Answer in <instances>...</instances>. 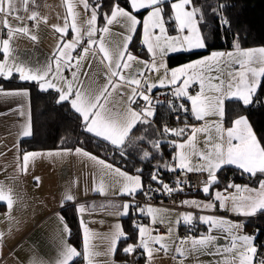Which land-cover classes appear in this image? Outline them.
Returning <instances> with one entry per match:
<instances>
[{"label": "crops", "instance_id": "0c3cea01", "mask_svg": "<svg viewBox=\"0 0 264 264\" xmlns=\"http://www.w3.org/2000/svg\"><path fill=\"white\" fill-rule=\"evenodd\" d=\"M176 2L177 0H166V2H164L169 5V17L174 15V10L171 5ZM128 3L129 7L127 8L118 5L133 15H136L137 19L141 22L147 16L148 12L152 10L151 8L142 9L144 11L139 13V11L142 10L137 11L133 9L130 0H128ZM164 3L161 7L163 8L162 17L166 22L165 27L167 35L176 36L178 34L175 31L176 24L174 20L165 16ZM69 5H71L73 12L76 14L75 20L77 26L83 33L87 28V21L90 19V11L85 10L83 0H34V3H29L28 5H25L23 0H13L12 6L18 11H13L10 14L0 12V41L11 37V51L10 58L7 61L8 64L10 66L13 64H23L35 72L52 62L53 54L57 50L56 46L62 41V34L57 32L53 26L63 27L65 17L69 16ZM92 6L94 7L95 5ZM192 6L196 7L195 4H193V0L189 8ZM5 7H7V5H5ZM33 12L37 14L35 21L29 19ZM110 13L111 11L109 15ZM5 19L8 21L9 28L13 30L12 32L4 27L3 22ZM69 22L71 23V18H69ZM104 26H106L105 20L102 23L97 21L96 27L101 28ZM21 27H26L29 31L25 33L14 31ZM107 27H109V32L103 34V40L105 46L111 53L124 50L123 45L127 35L132 34L133 39L135 35H138L139 44L136 46L137 49L134 50L128 47V51L136 59L129 62L131 67L123 69L122 73L128 78L141 80L139 91H144L145 94L150 96L151 104L149 106L153 111L155 104L158 103L156 97L158 93L169 91L174 96L173 87L167 84V80L170 79L171 69L181 67L197 59H204L210 56L214 51L225 53L236 51V46L229 49H212L195 59L170 66L168 64L169 55L202 51L206 49L207 44L203 49L177 51L174 53H167L163 56L157 52L155 54V59H153V53L149 52L147 45L142 42V23L137 25V31L134 34L129 31L130 22L123 17H117L116 20L113 21L111 25H107ZM199 27L202 36L206 38L207 42L208 36L202 32L201 24ZM33 35L36 36V40L31 39ZM74 38L75 33L70 30L67 35L63 37V42H72ZM95 39L99 41V33L96 34ZM0 47H2V45H0ZM85 47H88V37L82 35L81 43L78 44L75 50L69 51L74 56H80ZM177 47H179V45H177ZM260 47L262 46H240L242 49ZM102 59V53L99 52L98 46L91 47L89 52L84 54V59L80 62V68L77 69L80 73L77 83L81 86L82 90H91L98 93L99 88L107 82L105 73L109 72L108 61L104 60L103 63H101ZM3 61H5V55L0 51V62ZM154 62L158 70H148ZM161 63L168 69L167 77L165 76L164 68H159ZM212 63L214 67L211 70L207 67L198 70L204 80L203 94L209 97H223L227 92V84L233 80L235 73L239 70V65L230 61L227 56L221 58L219 64L215 62ZM112 64L114 67L115 57ZM260 66L258 62L251 65V67L255 68H259ZM139 73H145V75L141 77ZM229 73H232L233 76L230 77ZM63 75L71 79L70 72L64 71ZM13 76L19 79L18 73H14ZM210 77L212 79H210ZM0 78L7 79L9 77L5 73L4 75H0ZM113 79L115 80V78ZM160 79H165V86H158L153 89L151 93H148L143 87L146 83L159 84ZM249 79H251L250 74ZM221 81H224V86L219 92L209 87L210 85L219 84ZM34 83L40 89L38 82ZM117 83L120 82L117 81ZM132 87L138 86L123 83L120 88L115 90L110 89L111 95L107 97L105 103L106 108L113 114H119L127 106L132 107L136 111L144 108L145 102L142 98H138L135 104H128L127 97L131 94ZM233 90L235 89L233 88ZM17 91L27 92L28 95L19 96L8 94ZM188 91L189 95H196L200 92L201 88L199 82L193 83ZM181 99L185 101V107L189 113V121L187 123L178 124L177 129L187 127V131H185L181 137H178L176 143H185V148H174L172 160L168 168L176 167L178 161L174 163L173 157L180 151H183L189 157L187 162L193 168L200 165L206 166L204 160L193 154L194 151L212 150L214 155L213 146L221 142L220 133L216 129V124L219 123L221 125L223 136L226 138V129L232 127L233 121L240 116L234 118L230 125L224 122V117L220 118L215 114L207 115L203 119H197L191 111V102L186 98ZM231 99L235 98L225 99L224 107L225 103ZM241 116L246 117L244 114ZM142 118L147 121L152 119V117ZM31 121L29 88L24 86L12 88L0 87V190H3L5 193L10 192L13 200L11 208H8L6 202H0V205H2L0 209V264H57L58 260L61 258L64 247L66 245L73 246L69 240V232L64 228L66 221L60 213V210L69 204H73L77 208V217L79 218L82 234V264H88V261L83 256L85 237L84 223H86L90 229L88 233V243L92 253V264H226L227 261L232 259L231 252L221 251L219 254H216L214 248L210 251L209 248L199 245L194 247L192 245L193 239H199L201 236L205 235H213L218 237V240L214 241V244L218 243L224 249L229 247V241L225 239L227 233L219 229H213L209 232L210 225H206L198 219V217L202 215H212L238 223L243 222V227L238 231L242 234L252 235L249 224L247 225L244 221L248 216H243L231 211V207L234 203L232 197L235 196L239 199L240 197L254 194L249 193L246 189L259 190L260 182L264 181V179L256 186L235 182L227 183L223 188L215 183L210 187L209 193L207 194L201 189V191L188 194L180 193L175 197L173 202H169L168 204H147V206L156 209L155 213L151 216L147 213L138 215L135 209H130L129 213L134 216L136 215L134 222L146 226L150 235H159L163 237L161 244H164L166 248H161L158 244H149V247L152 249L151 256L147 254L146 250L140 249L138 254L140 259L138 257V260L136 258L115 260L114 255L108 251L110 241L114 235L117 224L120 225L121 230L124 232L122 219L128 216L121 215L123 209L120 205L125 202L132 203L128 198H140L144 195H135L132 197L121 195L120 192L126 181L113 171V169L119 167L81 147L21 150L20 140L21 138H26L23 136V132L28 130L30 135L27 137L32 135ZM248 122L252 127L251 122L249 120ZM201 128L205 129V131H196L195 139L191 143H188L189 138L193 136V130ZM254 133L257 137L256 132ZM76 149H80L81 151L77 152ZM26 152L37 153V155L30 158L27 169L22 171V157ZM100 161L104 163L102 164ZM108 164L112 165V169L106 167ZM225 166L240 169L236 165H223L221 169ZM119 169L130 176L137 175L122 170L121 168ZM221 169L216 170V175ZM240 170L244 172L242 169ZM179 171L188 172L186 169L181 170L178 168L173 172ZM203 172L207 175L206 178L208 179L207 171L205 170ZM244 173L249 174L246 172ZM36 178H39L38 183L36 182ZM218 180L219 178L217 177V182ZM229 185H240L241 187L240 190L237 191L236 188L229 187ZM204 186L205 184L203 183L202 188ZM101 188L103 192L95 191V189ZM216 192H221L229 197L226 201L225 209L219 207V201L215 199ZM69 195L72 196L73 199L71 201H66V197ZM43 197L47 200L50 199L51 202H42ZM124 197L128 198L125 199ZM185 200L196 201L199 208L192 203L186 205L182 204L181 202ZM42 203H44V206ZM205 204H212L214 207L205 209ZM80 205L85 206L83 215L78 211ZM185 213H191L193 215L194 219L192 223L194 225V231L190 236L180 239V226L181 224H185L180 218L181 215ZM258 213L259 212L256 214ZM82 221L84 223H82ZM156 225H163L164 231L154 229ZM137 243L139 244V237ZM177 247L183 249V255L176 251Z\"/></svg>", "mask_w": 264, "mask_h": 264}, {"label": "snow or ice", "instance_id": "6c2138e0", "mask_svg": "<svg viewBox=\"0 0 264 264\" xmlns=\"http://www.w3.org/2000/svg\"><path fill=\"white\" fill-rule=\"evenodd\" d=\"M166 0H130L131 7L137 11L142 9L151 8L147 16L141 22L137 19L136 15L126 11L118 4L115 5L110 15L100 11L102 8L101 0H96L95 6L90 5L89 0H83V6L86 11H90V19L87 21V28L82 33L81 29L77 26L75 17L76 14L73 12L71 5L68 6L69 16L65 17L63 27L53 26L55 30L62 34V41L56 46V52L53 54V61L47 64L45 67L33 72L25 65H9L8 59L10 58V38L3 39L0 41V51L5 55V61L0 62V75L7 74L8 77H12L14 73L19 74L21 81H33L38 82L39 87L42 91L50 89H56L58 92L57 103H69L70 107L81 115L84 122L85 130L89 133H93L96 137L102 138L103 140L110 142L111 145L118 148H126V139L129 138L130 133L134 127L140 123H148L147 120L142 117H154L155 113L149 106L151 104L150 96L145 94L144 91H139L141 86V80L136 78H128L123 73V69L130 68L129 62L136 59L129 51V43L133 40V35L129 34L125 37V43L123 45L124 50L116 51L111 53L105 46L103 40V34L109 32V27L117 17L126 18L130 22V33L137 31V25L143 24V43L147 45L148 51L153 53V59L155 54L159 52L161 56L167 53H174L177 51H192L196 49H203L206 47V38L202 36L199 25L203 22V15L201 10L192 6V0H177L176 3L171 5L174 10V15L169 19L174 20L176 24L175 31L178 33L176 36L167 35L165 27V20L162 17L163 8L161 5ZM25 5L34 3V0H23ZM7 5V7H5ZM13 0H0V12L10 14L13 11H18L13 6ZM223 7V6H221ZM199 14V15H198ZM37 14L33 12L30 20L35 21ZM71 18V23L69 22ZM99 18H103L106 22V26L98 28L96 27ZM4 27L8 28L10 32L13 30L9 28L7 19L3 22ZM222 26L228 27L229 22L227 19L222 21ZM75 33V38L72 42H63V37L67 35L69 31ZM14 31L21 33L28 32L29 29L26 27L17 28ZM100 34L99 41L95 39L96 34ZM187 33V34H184ZM82 35L88 37V47L83 48L80 56H74L69 50H75L78 44L81 43ZM31 39L36 40V36L33 35ZM234 39H238L237 36ZM179 45V47H177ZM93 46H98V50L102 53L103 59L108 61L109 72L105 73L107 82L99 88L98 93L95 91H84L81 86L77 83L79 80L80 73L77 69L80 68V62L84 59V54L89 52V49ZM227 56L230 61L239 65V70L235 73L233 80L227 84V92L223 97H209L203 94L204 80L203 76L198 71L204 67L211 70L214 67L212 62L219 64L221 58ZM115 57V65L113 67L112 61ZM258 62L261 66L259 68L251 67L253 63ZM159 68H164L165 76L167 77L168 69L163 63L159 65ZM151 71H157V65L155 62L148 69ZM64 71L71 73V79L63 75ZM249 74L251 79H249ZM87 75V74H85ZM141 77L145 73H139ZM229 76H233L229 73ZM264 77V47L254 49H242L239 44L236 45V51H229L227 53L221 51H214L210 56L204 59H197L194 62H190L181 67L171 69L170 79L167 80V84L171 85L174 89V98H186L191 102V111L197 119H203L207 115H218L220 118L225 116L224 102L225 99L235 98L242 101L243 105L248 106L254 102V97L259 88L264 85V81L261 80ZM115 78V80L113 79ZM210 79H212L210 77ZM119 81L120 83H117ZM199 82L201 91L196 95H189V87ZM123 83H128L133 86L131 88V94L127 97L128 104H135L138 98H142L145 102V107L139 111L134 110L132 107H125L119 114H113L105 106L107 97L111 95L110 89L115 90L122 87ZM158 86H165V79H160L159 84L151 83L144 84L143 87L148 93H151L153 89ZM224 86V81L219 84L210 85V88L220 91ZM233 88L235 90H233ZM9 95H28L27 92L17 91L8 93ZM179 110L187 111L183 104L179 105ZM216 129L220 133L221 142L216 143L214 147V155L212 150L208 151H194V155L206 162L205 165H200L193 168L187 161L189 157L180 151L173 157V162L178 161V164L174 168H165L167 171H176L177 168L181 170H187L188 172H202L207 171L208 179L204 182L205 186L202 191L207 194L209 193L210 187L217 183L216 170L221 169L223 165H236L244 172L256 175L257 173L264 174V146L257 139L255 133L252 130L248 120L244 116H240L233 121L232 127L226 129V138L223 136V129L219 123L216 124ZM187 127L180 129H168L164 127L163 132L177 137L182 136ZM196 131H205V129H194L193 136L189 138L188 143H191L195 139ZM30 135L28 130L23 132V136L27 137ZM143 139V137H141ZM235 141V143H234ZM163 144L162 140L153 141L151 147L153 149H159ZM174 148L184 149L185 143L177 144L175 141L171 142ZM80 152V149H76ZM142 158H149L150 153L146 150H142ZM121 152V155H124ZM37 155V153L26 152L23 154V164L21 166L22 171L26 170L30 158ZM100 163H104L100 161ZM107 168L112 169V165H106ZM115 173L123 177L126 183L124 184L120 194L128 195L130 197L135 196L140 192H144L147 196L148 193L144 191V187L141 182V175L137 174L130 176L125 172H122L119 168L113 169ZM142 170L137 169L138 173ZM159 172H153L151 179L157 183L162 184V190L165 193H171L173 191H182L180 187L171 188L168 184L163 183L158 179ZM36 182H39V178H36ZM182 181H177L179 185ZM234 187L237 191L240 190V185H229ZM250 194L237 199L233 196L234 201L231 211L243 216H253L257 212L264 211V181L260 182L259 190L257 189H246ZM97 192H103V189H95ZM156 191H161L157 189ZM228 196L221 192H216L215 199L219 201V207L221 209L226 208V201ZM72 196H67L66 201H71ZM0 202H6L8 208L12 207L13 200L11 193H5L0 190ZM182 204L192 203L199 208L196 201H182ZM123 212L121 215H129L130 209H135L136 214L152 215L156 209L151 206H141L134 201L132 203L125 202L122 205ZM214 207L212 204H205L204 208ZM78 211L83 215L85 206L80 205ZM183 223L191 224L193 222V215L191 213H185L181 215ZM198 219L206 225H210L209 232L213 229H219L227 236L225 239L229 241V247L224 249L218 243L214 244V241L218 240V237L213 235L201 236L199 239H193L192 245H197L209 248L211 251L214 248L215 253L219 254L221 251H228L232 253V259L227 261L226 264H264V257L258 256V247L255 245V235L242 234L238 230L243 227V222H233L223 218H218L212 215H202ZM82 223H84L82 221ZM179 223V221H178ZM134 227L138 229L139 244H129L123 248L125 255L132 254L138 249L147 251L149 256L152 255V249L149 244L160 245L161 248H166L164 244H161L163 237L157 235L152 236L146 226L140 225L134 222ZM66 231L69 232L67 224L64 225ZM90 229L87 224L84 223V252L83 256L88 261V264H92L91 256L92 253L88 243V233ZM121 239H128L125 233L121 230L120 225H116V230L110 241V247L108 251L115 255L119 251L117 247L118 241ZM183 243V242H181ZM176 251L183 255V249L177 247ZM81 252L77 251L74 246L66 245L61 253V258L57 264H69L74 258L80 257Z\"/></svg>", "mask_w": 264, "mask_h": 264}, {"label": "trees", "instance_id": "16d2710c", "mask_svg": "<svg viewBox=\"0 0 264 264\" xmlns=\"http://www.w3.org/2000/svg\"><path fill=\"white\" fill-rule=\"evenodd\" d=\"M95 2L96 0H89L90 5H95ZM101 3L102 8L100 11L106 14H109L116 4L124 8L129 7L128 0H101ZM193 4L201 10L203 15L201 28L202 32L208 36L207 47L202 51L169 55L168 64L170 66L195 59L212 49H229L237 44L241 47L264 46V0H193ZM143 11H139V13ZM164 13L165 16L169 17V5L167 3H164ZM224 19L228 20V27L222 26ZM98 21L102 23L104 19L99 18ZM237 34L238 39H234ZM137 44H139V37L135 35L129 47L136 50ZM261 80L264 81V77ZM19 86L29 88L32 119V135L21 138V150L81 147L110 163L112 162L122 170L132 174H140L144 189L147 184L162 187L161 183L151 179L153 172H159L158 179L163 183L168 181V178L174 173L165 170L172 160L174 147L171 141L162 140L158 136L157 130L163 131L169 123H187L189 114L185 118L174 119L173 113L168 109L166 103L158 102L154 106L155 115L152 117L151 122L137 124L126 141L127 147L118 148L111 145L110 142L87 132L82 117L70 107L69 103H57L58 93L56 90L42 91L34 82L21 81L16 76L7 79L0 78V87L12 88ZM224 108V122L227 125H230L234 118L243 114L246 115L259 141L264 146V85L255 94L252 104L245 106L241 101L231 99L225 103ZM157 140H162L163 144L159 149H153L150 145ZM142 150L148 151L150 157L142 158ZM121 152L125 154L121 155ZM137 169L142 170L141 173H138ZM217 177L219 178L217 184L223 188L227 183L235 182L256 186L264 179V174L249 175L236 167L225 166L218 171ZM136 195H144V192ZM1 208L2 205H0ZM60 213L70 230V242L77 251L82 253V234L76 206L73 204L64 206ZM135 218L136 215L129 214L122 219L124 233L128 239L118 241L119 251L114 255L115 260L135 259L130 254L125 255L123 253V248L127 245L137 244V228L134 227ZM248 224L251 228V224ZM260 241L261 235L255 239L258 248ZM138 257L140 259L138 255L137 260ZM82 263L81 255L74 258L69 264Z\"/></svg>", "mask_w": 264, "mask_h": 264}, {"label": "built area", "instance_id": "2783aa9c", "mask_svg": "<svg viewBox=\"0 0 264 264\" xmlns=\"http://www.w3.org/2000/svg\"><path fill=\"white\" fill-rule=\"evenodd\" d=\"M194 91L193 89H191ZM158 102L166 103L168 109L171 110V113H173L174 119L176 118H185L189 114L187 111H181L179 110V105L183 104L185 107V101L181 98H174V96L169 91H164L157 94ZM151 122V120H149ZM157 126V125H156ZM168 129H177L178 124L175 123H169L166 126ZM158 136L162 140H169V141H175L177 142L178 137L175 135H170L168 133H164L161 130H157ZM207 175L202 172H174L170 178H168V181L165 183L168 184L171 188H177L180 187L183 190L182 191H173L171 193H165L162 190V187H156L150 184H147L144 191L148 193L147 196L143 197H124L125 199L128 198L131 202L139 203L141 205L147 206V204H168L169 202H173L175 197L179 195L180 193L188 194L195 191H201L204 181L207 179ZM182 181L179 185L177 184V181ZM157 189H161V191H156ZM121 198V199H124ZM244 221L246 223L251 224V234H254L256 238H258L261 235V241L259 242L260 245L258 250V256L264 257V211L259 212L258 214H255L253 216H248V218H245ZM154 229L158 231H164L163 225H156L154 226ZM194 231V225L192 224H181L180 226V239L186 238L190 236L191 233ZM138 244V243H137ZM135 244V245H137ZM140 249H138L136 252L130 254L131 257L136 258L138 256Z\"/></svg>", "mask_w": 264, "mask_h": 264}, {"label": "rangeland", "instance_id": "374dc122", "mask_svg": "<svg viewBox=\"0 0 264 264\" xmlns=\"http://www.w3.org/2000/svg\"><path fill=\"white\" fill-rule=\"evenodd\" d=\"M42 202L47 203V202H51V200L50 199L47 200L45 197H43ZM42 205L44 206V203H42ZM46 205H49V204H46Z\"/></svg>", "mask_w": 264, "mask_h": 264}]
</instances>
